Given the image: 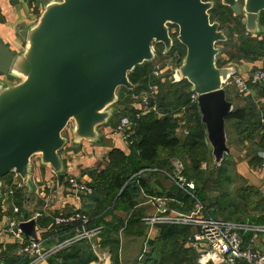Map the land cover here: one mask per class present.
Instances as JSON below:
<instances>
[{
  "label": "water",
  "instance_id": "water-1",
  "mask_svg": "<svg viewBox=\"0 0 264 264\" xmlns=\"http://www.w3.org/2000/svg\"><path fill=\"white\" fill-rule=\"evenodd\" d=\"M221 1L244 16L247 34L264 32V0ZM213 7L204 0H49L35 25L19 29L25 41L21 53L0 41V73L18 80H0V197L2 179L17 174L25 189L19 228L28 240H39L28 212L35 164L51 169L58 185L64 183L66 145L103 141L101 129L119 110L118 89L135 88L129 74L155 60L153 43L164 46V55L172 50L171 25L187 50L171 81H188L190 93L198 95L215 166L232 155L225 118L235 106L226 87L237 68L217 65V44L227 37L220 23L211 21Z\"/></svg>",
  "mask_w": 264,
  "mask_h": 264
},
{
  "label": "trees",
  "instance_id": "trees-1",
  "mask_svg": "<svg viewBox=\"0 0 264 264\" xmlns=\"http://www.w3.org/2000/svg\"><path fill=\"white\" fill-rule=\"evenodd\" d=\"M210 16L211 21L220 23L221 30L225 29L224 25L229 20L238 18L229 7L225 6H221V8L218 6L213 7L210 10ZM242 24L239 21L236 27L229 29V32L225 29L227 41L220 43L227 44V42L231 41V35L233 36L237 32L242 37V47L248 46L249 48L247 50H239L235 56L229 55V52L225 50L224 56L228 57V59L223 57L225 64L233 60L240 64L242 62L255 63L261 60L264 61V32L260 35L247 34L245 25ZM260 24L264 28V12L261 14ZM170 27L171 29L175 28L177 31L173 33L171 30L174 46L168 54L182 51L181 58H183L187 50L177 40L178 28L173 25ZM257 43L261 47L259 51H254L250 45L254 47ZM154 45L157 57L162 56L164 46L162 44ZM153 69L154 62H146L136 67L129 74V79L134 83L132 84L135 88L133 90H128L124 87L120 88L119 98L120 103L128 104L129 106L132 104V95L139 94L151 86L158 85L160 93L157 100V108L162 116H158L151 111L143 113L141 118L137 119L135 115L138 109L135 106L130 107V111L126 109V111H121V108H119L117 114L112 118L111 122L113 120L119 122L123 117H131L135 122L136 137L133 145L129 147V153L122 149L114 148L108 153L106 166L90 172L92 176L90 186L93 193L83 197V207L80 209V212L87 215L91 220L89 228L103 227L104 230L118 233L124 222L118 218L116 213H126L134 209L143 190L148 194H152L144 180H135L133 177L146 169H157L165 173H171L174 168L173 160L182 162L184 175L190 181L195 182L196 194L207 208L208 216L214 218L211 214V211H213L214 215L224 217L223 220L227 221H247L254 225L264 223V194L257 188L246 185V179L238 173L232 160V155L226 156L219 167L215 166L213 162L214 168L212 171L209 170L208 166L212 151L206 143L207 134L201 121L198 104L191 103L190 84L188 81L184 80L180 83L172 84L170 82L169 88L163 93L165 85L153 75ZM261 70H264V68L254 70L251 77L254 73ZM251 77H243L251 90L249 97H247V100H250L251 103L235 106L233 112L226 116L225 123L226 131L227 126H232L235 130H238V136L242 138L243 142H249L247 147L248 150L252 151L256 137L261 134L264 139V82L260 85H252ZM235 96L238 98L239 94L237 93ZM228 100L231 101L229 97ZM181 119L186 121L189 128V134L184 137H180L177 134ZM229 145L230 143H228ZM261 162L260 159L254 157L250 162V166L256 168ZM206 164L207 167L204 168ZM8 177L9 175L2 179V194L5 193V187L11 184V179L7 180ZM237 183L241 184L237 185ZM64 185H67V182ZM235 189H237V192ZM232 190H235V193ZM210 192L218 193L217 198L212 203H210ZM24 196L25 191L21 193L20 200L14 194L15 203L22 205L21 210L23 212ZM187 204L189 209L194 207L195 202L189 197L187 198ZM2 205V197H0V211L4 217L6 213ZM249 211L252 213L256 212L258 215L253 216L251 214L249 216ZM3 217L0 218V221H2ZM108 218H111V220L108 221ZM78 225L56 227L55 230L45 234V238L57 236L60 241H64L75 235ZM159 226L161 228V236L155 241L148 243L147 250L142 258L143 264H199V254L195 248L186 247L187 242L190 241L193 235L192 227L170 224ZM250 237H252V234L245 236L247 240ZM116 248L113 244L112 250L115 251L114 249ZM16 250L17 246L9 245L5 253L6 264H24L23 260L21 262V259L19 260L18 257H15L14 253ZM95 259L96 257L92 253L90 243L83 240L53 255L49 263L91 264ZM112 264L120 263L117 258H114Z\"/></svg>",
  "mask_w": 264,
  "mask_h": 264
},
{
  "label": "crops",
  "instance_id": "crops-1",
  "mask_svg": "<svg viewBox=\"0 0 264 264\" xmlns=\"http://www.w3.org/2000/svg\"><path fill=\"white\" fill-rule=\"evenodd\" d=\"M44 0H0V41L4 42L15 53H21L25 48V41L19 36V29L23 26L24 22L32 20L34 15L31 14V10L41 6ZM237 75L244 78H250L251 74L256 69L264 68V61H258L255 63L242 62L236 64ZM255 68V69H254ZM0 80L7 84H16L17 79L4 76L0 73ZM227 94L234 106L238 104H244L240 102L236 104V96H232L227 88ZM231 90V89H230ZM231 97H234L233 99ZM240 99V98H239ZM124 105V104H123ZM131 108L132 105H129ZM128 104L124 105V110L130 111ZM125 110V111H126ZM114 127L105 126L101 129L103 141L99 144H93L89 142L75 143L73 140L66 145L62 151L61 156L66 165V175H76L81 178L82 181L91 184L92 176L91 171L102 169L108 162V153L114 148H119L129 153V147L122 141L119 136L113 135L110 129ZM228 143L232 154V160L236 165L237 171L248 182L249 186L257 188L264 194V175H261L258 171V167L253 168L250 166V162L254 157H257L262 162L264 161V139L260 134L254 140L255 146L252 151L248 150L247 145L249 142H243L242 138L238 136V130H235L232 126H227ZM177 134L180 137H184L182 128L179 126ZM69 136V133L66 132ZM174 161V160H173ZM36 172L34 168V183L36 188L34 191L33 199L29 201L28 210H36L43 214V218L50 220L49 225H38V235L41 240H46L45 234L55 230L54 218L61 213H70L80 210L83 207L85 194L77 195L72 193L64 183L60 186L57 182V175L49 168L47 171L42 170ZM148 186V189L152 191L149 196H158L167 199L168 206L179 213H189L192 208L188 209L187 195H185L174 183L162 173H145L142 178ZM65 182V181H64ZM41 185V186H40ZM218 196V193L216 194ZM32 198V197H31ZM61 198V200H59ZM157 207L151 203H148L144 195H140L137 205L129 212H117L118 218L123 220L124 225L118 231L109 232L101 227V235L95 240V243L100 245V253H94L93 245L90 243L92 251L96 257L95 261L91 264H112L114 258L119 260L120 264H143L141 256L146 252L148 243L155 241L161 236V228L159 225L150 227L144 223L146 217L157 215ZM252 215H258L254 212ZM41 218V219H43ZM111 218H108V221ZM246 223L250 224L246 221ZM254 225V224H253ZM195 232V229L192 228ZM254 235L252 234V237ZM52 238V237H49ZM251 238V237H250ZM249 238V239H250ZM255 247L264 250V237L255 236ZM59 238H52L47 243H52L49 247L53 246ZM61 242V241H60ZM46 243V247H47ZM249 243V240H247ZM117 247L112 250V245ZM48 247V248H49ZM186 247L190 248L191 243L188 241ZM22 262V261H21ZM24 263V262H23Z\"/></svg>",
  "mask_w": 264,
  "mask_h": 264
},
{
  "label": "built area",
  "instance_id": "built-area-1",
  "mask_svg": "<svg viewBox=\"0 0 264 264\" xmlns=\"http://www.w3.org/2000/svg\"><path fill=\"white\" fill-rule=\"evenodd\" d=\"M152 49L156 53L154 43ZM158 57L154 62L153 75L157 79H161L162 68L157 65ZM264 82V70L254 73L251 77L252 85H260ZM227 86H233L237 92L242 96H247L251 93L249 84L240 75L232 77ZM160 93L158 85L151 86L149 89L132 95V106L138 109L135 117L141 118L143 113L155 112L158 116H162L157 108V100ZM191 103L198 102V95L191 93ZM180 127L184 136L189 134V128L184 119L180 121ZM113 135L119 136L122 141L130 147L134 143L136 137L135 122L131 117H123L121 120L110 129ZM173 171L171 173H165L157 169H146L137 173L133 179L140 180L142 176L147 173L160 172L165 174L185 195L194 200V207L189 213H179L172 210L168 204L167 199L158 196H149L143 190L142 195L147 199L148 203L157 207V215L146 217L143 221L146 225L154 227L162 224L189 226L195 229L190 239L191 247L199 254V264H264V250L255 247V236L264 237V225H253L242 222H233L223 219H215L208 216L207 208L199 200L196 194V184L190 181L183 173L184 166L178 161H173ZM206 166H204L205 168ZM258 171L261 175H264V161L258 167ZM17 175V174H16ZM18 176V175H17ZM19 177V176H18ZM57 180V179H56ZM67 182L68 189L72 193L77 195L85 194L91 195L93 190L90 184L81 180L76 175H66L64 180ZM64 182V183H65ZM58 182L55 183L57 186ZM18 186L22 188V181L19 177ZM7 187V186H6ZM5 187V193L2 194V202L4 212L8 215L15 213L21 216V221L17 222L9 216L3 217L0 221V264H6L5 253L9 245L17 246L15 251V257L19 260H23L24 264H50V258L73 244L86 240L93 245L94 253H100V245L95 243V240L101 235V227L89 228L91 223L90 218L81 213L80 210L61 213L54 218V225L61 227L65 225H75V235L67 238L64 241H57L53 246L46 247V243L51 241L52 238L47 237L46 240L38 241L28 240L22 230L19 228V224L23 221L24 214L22 210H19L15 206L14 193L10 192ZM61 200V198H59ZM10 204V208L6 209L5 205ZM10 210V211H9ZM29 220L35 219L38 222L43 218V214L36 210H28ZM247 234H253L254 236L247 239ZM143 256H141V259Z\"/></svg>",
  "mask_w": 264,
  "mask_h": 264
},
{
  "label": "rangeland",
  "instance_id": "rangeland-1",
  "mask_svg": "<svg viewBox=\"0 0 264 264\" xmlns=\"http://www.w3.org/2000/svg\"><path fill=\"white\" fill-rule=\"evenodd\" d=\"M47 1H49V0H46L44 3H42L40 7L34 8L33 10H31V14L34 15V18H32V20H30V21L24 22L23 25H28L29 27L35 25L36 22L38 21L40 15L43 12V6H44V4ZM208 1H211V0H208ZM212 2H214V7L218 6L219 8H221V6H223L221 0L212 1ZM237 17H238L237 19H231V20L228 21V23H226L224 25V28L227 30V32H229V29H233L234 27H236V25H237V23H239V21H241V23H243L244 16L243 15H240V16H237ZM242 25H244V23ZM225 29H224V32L226 33V30ZM171 30L173 31V33L175 31H177L175 28H173ZM230 40L231 41L227 42V44H221V43L220 44L219 43L217 44V48L221 50V53L217 57V65L219 67H227V66H232V65L235 66L236 64H240V63H237L236 60H233V61L225 64V62L223 60V57H225L226 59H228V57L224 56L225 50L229 52V55L235 56V54L238 53L239 50H241V49L247 50L249 48L248 46H246L244 48L242 47V45H243V43H242V37L237 32L233 36L231 35V39ZM250 47L252 49H254V51H259L261 45L257 43V44L254 45V47H252V45H250ZM181 55H182V51H178V53H171V54H168V55H164L163 54L162 56H159L158 57V61H157L158 63H157V65L160 68H162V74L160 76V78H161L160 80H161V83H164V85L166 87V88L165 87L163 88V93H165V91H167V89L169 88L168 86L170 85V82L172 84L171 78L173 77L174 70L179 66V63L183 59V58H181ZM258 55H260V54H258ZM130 82L133 83L131 80H130ZM227 88H229V92H231V94L234 93L235 95H237L238 92H237V90H236L235 87H233V86H227ZM119 90L120 89H118V91H117V95L118 96H119V92H120ZM234 94L232 96H234ZM247 97H249V95H247V96L244 97V96H242V95L239 94V97L238 98H240V99H238L236 97L235 98L234 97H231V98L232 99L233 98L236 99V101H237L236 104H238L240 102H243L244 103L243 105H246V104L251 103L250 100H247ZM123 104L124 103H120V99H119V102H117L114 107H116L118 109L121 108V111H122V110H124L123 106L126 105V104H124V105ZM238 106H242V104H240V105L238 104ZM129 108H130V106H129ZM117 123L118 122H116V121L113 120L111 122V126L112 125L115 126ZM34 163H36V160H34ZM205 166L207 167V164ZM213 166H214V164H213V157L211 155L210 156V160H209V166H208L210 171L213 170V168H214ZM34 168H36V172L39 171V169H40V167H38L36 164H35ZM42 170L43 171H47V169H44V168ZM213 177H215V175H213ZM9 179H11V184L7 185L6 188L8 190H10V192H13L14 194H16V198H18L20 200L21 193L24 192L25 190H24L23 187H22L23 188L22 189L21 187L18 186L19 177L15 173H10L7 180H9ZM239 184H241V183H237V185H239ZM246 185L249 186V182L247 180H246ZM35 188H36V183H35ZM235 190L237 192V189H235ZM235 190L234 191L232 190V192L235 193ZM216 194L217 193L210 192V198H211L210 199L211 200L210 203H212V202L215 201V199L217 198V195ZM33 195H34V193L31 195V197H32L31 200L33 199ZM9 206H10V204H6L5 205V208L8 209V208H10ZM15 206H16L17 209L21 210L22 205L20 203H18V204L15 203ZM211 214L214 216L215 219H224V217L214 215L213 211H211ZM251 214H252V212H250L249 216ZM5 216H9V218H11V219H13V220H15L17 222H20L21 221V216L16 215L15 213H11V214L8 213V215L6 214ZM2 217H3V214L0 211V218H2ZM245 218H247V217H245ZM49 221L50 220H47V219L45 220L44 218L43 219H40L39 222H38V225H44L43 223H45V225H49L50 224ZM242 223H246V222H242ZM256 225H264V223H259V224H256ZM51 244L52 243H47V247H49V245H51ZM91 250H92V248H91ZM92 253H93V251H92Z\"/></svg>",
  "mask_w": 264,
  "mask_h": 264
}]
</instances>
